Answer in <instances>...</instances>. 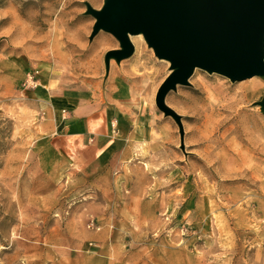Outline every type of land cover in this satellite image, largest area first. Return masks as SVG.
<instances>
[{
    "label": "rangeland",
    "instance_id": "obj_1",
    "mask_svg": "<svg viewBox=\"0 0 264 264\" xmlns=\"http://www.w3.org/2000/svg\"><path fill=\"white\" fill-rule=\"evenodd\" d=\"M105 2L0 0V264H264V77L197 69L165 96L181 128L157 106L172 64L143 34L118 60L122 42L93 33L88 9ZM93 58L126 71L115 99L144 106L106 162L72 167L50 151L48 103L108 79ZM201 84L224 90L221 106L201 103Z\"/></svg>",
    "mask_w": 264,
    "mask_h": 264
},
{
    "label": "water",
    "instance_id": "obj_2",
    "mask_svg": "<svg viewBox=\"0 0 264 264\" xmlns=\"http://www.w3.org/2000/svg\"><path fill=\"white\" fill-rule=\"evenodd\" d=\"M96 18L94 34L115 35L131 56L129 38L143 34L156 55L172 64V74L159 89L157 106L181 125L165 104L178 85H189L197 69L218 74L233 83L264 75V0H106Z\"/></svg>",
    "mask_w": 264,
    "mask_h": 264
},
{
    "label": "crops",
    "instance_id": "obj_3",
    "mask_svg": "<svg viewBox=\"0 0 264 264\" xmlns=\"http://www.w3.org/2000/svg\"><path fill=\"white\" fill-rule=\"evenodd\" d=\"M93 83L78 95L71 90L55 95L52 91L48 103L53 117L50 151L72 167L106 162L126 140L129 117L143 111L144 103L136 98L115 99L110 79Z\"/></svg>",
    "mask_w": 264,
    "mask_h": 264
},
{
    "label": "bare ground",
    "instance_id": "obj_4",
    "mask_svg": "<svg viewBox=\"0 0 264 264\" xmlns=\"http://www.w3.org/2000/svg\"><path fill=\"white\" fill-rule=\"evenodd\" d=\"M138 36H142L138 35ZM130 41H132V37L129 38ZM102 48L107 49L110 46L109 40H105L103 44H101ZM107 47V48H106ZM91 66V65H90ZM96 68V77L99 76L101 73H105L108 79H112L111 82L113 81L117 85H122V84H129L126 80V71L121 70V69H116L115 64L111 61V59H95L93 58V66ZM264 77V75H262ZM261 85L259 83H253L252 85H249L245 88L242 93L239 94L238 98L236 101H233L231 105H238L240 102H244L249 99H254L255 96H258L261 91ZM195 94L201 96L200 101L201 103L205 104V107L207 106L208 110L213 111L215 108H218L221 106L222 102L226 100V96L224 93V90L218 89V88H207V86H203L202 84L199 85L198 88L193 90ZM210 91V92H209ZM207 93V94H206ZM204 95H207L206 97ZM264 98V97H263ZM243 107L239 108V111ZM184 139V137H183ZM182 139V140H183Z\"/></svg>",
    "mask_w": 264,
    "mask_h": 264
},
{
    "label": "built area",
    "instance_id": "obj_5",
    "mask_svg": "<svg viewBox=\"0 0 264 264\" xmlns=\"http://www.w3.org/2000/svg\"><path fill=\"white\" fill-rule=\"evenodd\" d=\"M31 80H32V78H31Z\"/></svg>",
    "mask_w": 264,
    "mask_h": 264
}]
</instances>
